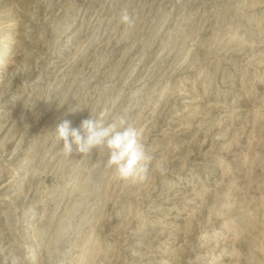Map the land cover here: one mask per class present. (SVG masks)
<instances>
[{"label": "rangeland", "instance_id": "rangeland-1", "mask_svg": "<svg viewBox=\"0 0 264 264\" xmlns=\"http://www.w3.org/2000/svg\"><path fill=\"white\" fill-rule=\"evenodd\" d=\"M102 109L127 110L163 173L63 154L55 126ZM13 255L264 264V0H0V264Z\"/></svg>", "mask_w": 264, "mask_h": 264}, {"label": "clouds", "instance_id": "clouds-1", "mask_svg": "<svg viewBox=\"0 0 264 264\" xmlns=\"http://www.w3.org/2000/svg\"><path fill=\"white\" fill-rule=\"evenodd\" d=\"M121 22L131 23L127 10L122 12ZM47 101H52L51 96ZM79 109L75 106L69 111L74 113ZM54 133L56 140L62 142L61 150L66 157L74 153L87 156L93 149H106L107 167L118 180L145 183L154 170L165 171L163 161L146 151L142 131L130 122L127 110L112 116L107 109L95 114L90 111L78 127L64 119L55 126ZM26 259L13 255L5 257L2 264H25Z\"/></svg>", "mask_w": 264, "mask_h": 264}]
</instances>
